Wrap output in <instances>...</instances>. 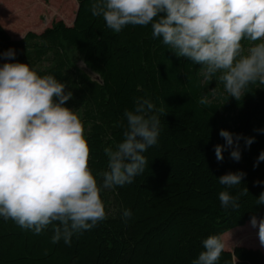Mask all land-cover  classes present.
Listing matches in <instances>:
<instances>
[{"label": "trees", "instance_id": "1", "mask_svg": "<svg viewBox=\"0 0 264 264\" xmlns=\"http://www.w3.org/2000/svg\"><path fill=\"white\" fill-rule=\"evenodd\" d=\"M76 1L72 25L57 21L42 33L14 39L0 23V53H16L0 65L26 63L65 83L72 92L66 106L83 123L94 174L107 169L104 148L123 139V114L136 98L164 109L158 141L144 153L148 167L133 183L101 190L107 219L73 235L70 246L63 239L52 243L51 226L37 235L0 218V264H192L209 235L224 239L253 215L264 217V204H256L264 192V161L254 167L264 152V131H258L264 129V85L250 84L237 101L217 77L204 79L202 65L178 58L153 38L150 25L115 33L92 16L93 0ZM203 96L209 104L198 103ZM221 129L242 136L238 162L230 158L231 148L217 161L214 146L225 144ZM248 137L255 139L246 147ZM238 171L246 174L242 184L228 191L236 196L247 187L248 194L239 197V209L226 210L218 198L225 187L217 178ZM97 181L102 184L101 177ZM124 209L131 210L130 219L122 217ZM233 252L236 264H264L261 250L245 247L225 250L218 264H234Z\"/></svg>", "mask_w": 264, "mask_h": 264}, {"label": "clouds", "instance_id": "2", "mask_svg": "<svg viewBox=\"0 0 264 264\" xmlns=\"http://www.w3.org/2000/svg\"><path fill=\"white\" fill-rule=\"evenodd\" d=\"M90 10L115 33L129 25H150L153 38H160L178 58L202 65L204 79L217 77L237 101L250 84L264 85V0H93ZM15 55L9 48L0 59L12 61ZM65 89V83L51 74H38L29 64L0 65V218L37 235L51 226L52 243L63 239L70 246L73 235L107 219L102 189L131 184L144 173V153L156 145L165 113L151 99L136 98L134 108L123 114V139L114 148H104L107 169L94 174L83 123L66 106L72 92ZM198 103L210 101L203 96ZM219 135L225 144L214 146L217 161H223L224 150L231 148L230 158L238 162L242 136L225 129ZM244 139L248 147L255 138ZM260 161L264 152L254 167ZM245 175L238 171L217 178L225 187L218 194L224 209H239V197L248 194L247 187L236 196L228 189L241 185ZM256 204H264V192ZM131 216L130 209L123 210L125 220ZM250 226L258 229L264 247V217L253 215ZM226 247L221 235H209L192 264H218ZM232 259L236 264L234 252Z\"/></svg>", "mask_w": 264, "mask_h": 264}, {"label": "rangeland", "instance_id": "3", "mask_svg": "<svg viewBox=\"0 0 264 264\" xmlns=\"http://www.w3.org/2000/svg\"><path fill=\"white\" fill-rule=\"evenodd\" d=\"M0 6V23L14 39H20L30 31L42 33L57 21L72 25L78 7L76 0H0ZM78 66L86 70L81 63ZM88 73L96 79L95 75ZM257 231L258 229L252 228L249 222L244 227L236 228L234 232L230 231L232 233L228 232L230 234L224 238L226 251L235 247H245L258 249L264 253V247L259 244Z\"/></svg>", "mask_w": 264, "mask_h": 264}]
</instances>
